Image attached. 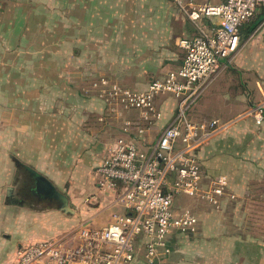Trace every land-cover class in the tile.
Returning a JSON list of instances; mask_svg holds the SVG:
<instances>
[{
    "label": "crops",
    "instance_id": "0c3cea01",
    "mask_svg": "<svg viewBox=\"0 0 264 264\" xmlns=\"http://www.w3.org/2000/svg\"><path fill=\"white\" fill-rule=\"evenodd\" d=\"M218 23L217 17L192 21L172 0H0V189L6 188L0 197V264H14L22 244L62 238L84 225L100 227L113 212H129L116 202L119 187L99 190L97 167L120 136L149 153L175 116L176 99L158 95L161 118L142 134L135 128L127 133L121 126L136 122L138 111L122 109L115 118L92 84L105 77L146 90L182 64L178 39L210 32ZM257 106L264 108L263 6L242 24L238 49L222 60L219 72L189 105L188 117L229 123L252 117ZM206 142L194 153L202 186L226 175L227 192L234 197L225 196L218 209L186 194L174 197L173 212L188 209L198 224L194 233H171V251L162 264H264V235L256 241L231 236L219 218L224 205H235L248 175L258 170L234 175L222 136ZM16 171L27 180L12 185ZM40 177L66 198L69 211H62L52 195L47 200L29 191L35 182L45 184ZM16 188L21 200L14 196ZM32 198L45 205L31 208L33 202L27 206L23 201ZM216 252L221 254L214 257ZM129 264L147 263L138 254Z\"/></svg>",
    "mask_w": 264,
    "mask_h": 264
},
{
    "label": "built area",
    "instance_id": "2783aa9c",
    "mask_svg": "<svg viewBox=\"0 0 264 264\" xmlns=\"http://www.w3.org/2000/svg\"><path fill=\"white\" fill-rule=\"evenodd\" d=\"M172 1L192 21L217 17L219 23L210 32L178 39L184 50L182 64L167 71L162 79L151 81L146 90H132L105 77L92 84L115 118H120L122 109L138 111L136 122L126 120L121 126L127 133L135 128L142 134L161 118L155 103L158 95L168 93L176 99V114L149 153L120 136L107 146V154L97 167L99 190L109 192L119 187L116 202L129 212H113L110 221L100 227L84 225L62 238L22 244L15 251L14 264H129L138 254L147 264H162L171 251V233H194L198 224L188 209L173 212L175 194L189 195L216 209L225 196L234 197L227 192L226 175L202 186L200 164L194 154L227 123L216 118L192 121L186 109L219 72L222 60L238 49L240 27L259 6L264 7V0ZM116 104L121 109L116 110ZM251 115L256 124L262 123L264 108L257 106Z\"/></svg>",
    "mask_w": 264,
    "mask_h": 264
},
{
    "label": "rangeland",
    "instance_id": "374dc122",
    "mask_svg": "<svg viewBox=\"0 0 264 264\" xmlns=\"http://www.w3.org/2000/svg\"><path fill=\"white\" fill-rule=\"evenodd\" d=\"M189 111L190 109H186L187 116ZM221 136L223 139V146L232 154L229 160L230 167L233 169L231 172L233 171L234 175H240L244 171L246 173L249 169L253 168L258 170V172H251L248 178L244 180L242 188L234 200V202H236L235 205L228 203L223 206L221 210L222 216L219 217L223 220L220 222L224 230H228L231 236L238 234L244 239L259 240L262 238L261 236L264 235V124L255 125L250 115L237 117L234 121L227 123L226 128L218 132L206 143ZM243 167H245V170H242ZM22 179H25V181L27 180L25 173L16 171L12 185L20 184ZM247 183L249 187L246 188L245 186ZM18 190L19 189L16 188L14 196L16 199L21 200L22 196L19 194ZM5 192L6 188L0 189L1 199ZM183 196V194L174 195L175 199L176 197L181 199ZM23 201L27 206H29L30 202H33L31 208H38L39 203L40 206L45 205V202L41 199H39V201H34L32 198L29 200L24 199ZM49 203L50 202H48V204ZM47 206L49 207L50 205ZM221 253L225 255L223 254L224 252L221 251ZM221 253L216 252L214 257H218ZM177 254L180 257L182 254L181 250L177 252ZM203 256H207V258H209L208 260L213 258L212 255L203 254Z\"/></svg>",
    "mask_w": 264,
    "mask_h": 264
},
{
    "label": "water",
    "instance_id": "95a60500",
    "mask_svg": "<svg viewBox=\"0 0 264 264\" xmlns=\"http://www.w3.org/2000/svg\"><path fill=\"white\" fill-rule=\"evenodd\" d=\"M40 179H42V181L45 182L46 186H47V193H49L50 195H52L53 197H55L58 200V207L62 210V211H69L70 207L67 203L66 198L61 195L46 179H44L43 177H40Z\"/></svg>",
    "mask_w": 264,
    "mask_h": 264
},
{
    "label": "flooded vegetation",
    "instance_id": "af4514ba",
    "mask_svg": "<svg viewBox=\"0 0 264 264\" xmlns=\"http://www.w3.org/2000/svg\"><path fill=\"white\" fill-rule=\"evenodd\" d=\"M48 188H47V186L44 184V183H42L41 185H39V184H37L36 182L34 183V185L32 184V187H30V189H29V191H31V192H33L34 194H36V195H43L44 197H45V199H51L50 198V194L49 193H47V190ZM58 200H56V202H57ZM58 203V202H57Z\"/></svg>",
    "mask_w": 264,
    "mask_h": 264
}]
</instances>
